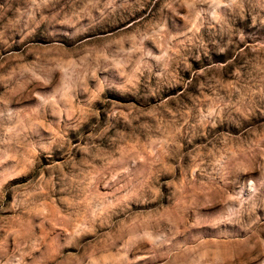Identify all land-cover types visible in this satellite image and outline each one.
<instances>
[{"label": "rangeland", "instance_id": "obj_1", "mask_svg": "<svg viewBox=\"0 0 264 264\" xmlns=\"http://www.w3.org/2000/svg\"><path fill=\"white\" fill-rule=\"evenodd\" d=\"M0 264H264V0H0Z\"/></svg>", "mask_w": 264, "mask_h": 264}]
</instances>
